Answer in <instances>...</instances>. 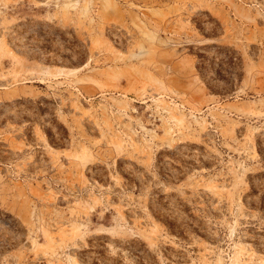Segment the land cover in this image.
Listing matches in <instances>:
<instances>
[{"label":"rangeland","instance_id":"rangeland-1","mask_svg":"<svg viewBox=\"0 0 264 264\" xmlns=\"http://www.w3.org/2000/svg\"><path fill=\"white\" fill-rule=\"evenodd\" d=\"M0 264H264V0H0Z\"/></svg>","mask_w":264,"mask_h":264}]
</instances>
